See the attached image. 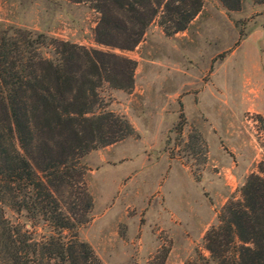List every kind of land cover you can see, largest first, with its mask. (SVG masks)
I'll return each mask as SVG.
<instances>
[{
  "label": "rangeland",
  "instance_id": "374dc122",
  "mask_svg": "<svg viewBox=\"0 0 264 264\" xmlns=\"http://www.w3.org/2000/svg\"><path fill=\"white\" fill-rule=\"evenodd\" d=\"M201 1L184 32L166 34L157 16L135 49L121 51L96 43L100 14L90 3L0 0V29L136 62L133 87L104 84L97 108L128 121L134 134L86 155L71 191L86 188L92 198L76 233L100 264H216L208 231L228 203L242 200L251 174L264 177V2L229 10ZM4 212L34 239L53 233L33 213Z\"/></svg>",
  "mask_w": 264,
  "mask_h": 264
},
{
  "label": "trees",
  "instance_id": "16d2710c",
  "mask_svg": "<svg viewBox=\"0 0 264 264\" xmlns=\"http://www.w3.org/2000/svg\"><path fill=\"white\" fill-rule=\"evenodd\" d=\"M68 1L90 3L100 14L96 43L121 51L135 49L157 16L170 35L187 30L203 7L201 0ZM221 2L229 10L241 4ZM135 68L116 53L0 29V264H100L76 233L92 198L86 188L71 191L82 182L86 155L134 134L128 121L97 108L99 88L131 89ZM5 206L33 213L53 233L34 239L5 218ZM206 249L216 264H264L263 176L247 178L242 200L228 203L208 231Z\"/></svg>",
  "mask_w": 264,
  "mask_h": 264
}]
</instances>
